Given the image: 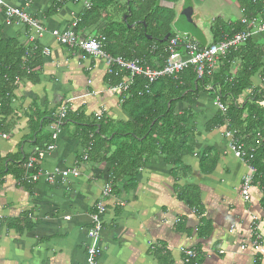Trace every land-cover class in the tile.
<instances>
[{
  "label": "crops",
  "instance_id": "crops-1",
  "mask_svg": "<svg viewBox=\"0 0 264 264\" xmlns=\"http://www.w3.org/2000/svg\"><path fill=\"white\" fill-rule=\"evenodd\" d=\"M53 2L33 0L27 8L47 32L68 28L84 10L81 3L67 1L52 11ZM124 3L120 0L107 8L98 27L77 32L99 35L104 25L122 15L118 13ZM11 4L21 6L22 2ZM231 5V17L236 19L226 24L243 17L237 0H231ZM261 6L253 17H264V0ZM174 23L177 31L186 29L175 15ZM0 26L6 37L25 41L26 28L6 22L2 11ZM212 26L208 39L201 34L198 44L211 43ZM252 41L264 49V36ZM39 43L50 55L35 69L36 82H20L13 92L12 110L4 117L0 114V166L5 168L0 174V264H85L90 216L101 188L111 180L103 153L82 161L83 135L99 111L109 126L128 124L130 118L120 96L109 89L110 73L103 60L59 46L48 33ZM262 63L251 79L252 89L260 88L264 53ZM238 68L233 63L232 76ZM252 89L238 101L250 97ZM67 100H72L68 114L73 115L63 120L55 149L37 167L43 171L76 169L79 176L54 185L18 184L15 166L49 142L51 121L39 126L37 133L30 124L51 119ZM259 105L264 108V100ZM185 108L180 104L176 112ZM191 109L194 120L183 128L185 154L176 164L170 165L158 150L151 151L132 178L115 180L112 195L105 200L98 264H182L180 250L189 248L199 252L198 264H264L263 187L253 183L250 201H242L238 190L246 168L227 152L222 127L205 130L217 111L213 99L200 94ZM256 237L262 253L249 246ZM243 244L248 247L240 250Z\"/></svg>",
  "mask_w": 264,
  "mask_h": 264
},
{
  "label": "trees",
  "instance_id": "trees-1",
  "mask_svg": "<svg viewBox=\"0 0 264 264\" xmlns=\"http://www.w3.org/2000/svg\"><path fill=\"white\" fill-rule=\"evenodd\" d=\"M67 1L72 0H58V2L54 0L52 11ZM179 1L128 0L122 5V8H126L124 13L127 14L126 11L129 10L127 20L122 24L123 27L120 28L118 24L109 22L98 32L105 38L104 51L112 57L125 60L144 58L150 61L156 58L158 62L162 61L165 57L161 49L165 43L161 42L162 39L167 34L171 37L179 32L171 31L175 24L173 10L161 7L159 3L175 4ZM261 1L237 0L243 11V17L250 18L259 13L263 9ZM89 2L90 8L81 12L77 31L98 27L104 11L118 4L120 0H89ZM244 30L245 27L239 21L234 24H223L222 21L216 20L211 28V43H217L224 36L230 37ZM147 36L151 39L148 40ZM252 40L253 38L249 39L236 51H229L221 59L217 71L211 77L203 76L197 79L194 72L188 69L181 72L176 79H159L149 87L148 92L143 90L144 81L135 78L127 93L122 96V108L130 118L128 124L109 126L102 119L99 121L94 119L95 123L89 126L90 131L83 135L85 148L89 144L92 146L88 157L94 153H103L106 156L105 160L110 165L109 180H111L112 192L115 180L123 177L132 178L141 167L143 157L152 153L151 151L158 150L170 165L176 164L181 159L185 154L183 149L187 139L183 128L194 120L191 108L200 94H207L211 100L219 96L227 108L224 114L216 111L206 124L205 130L218 129L227 122L246 147H254L256 140H259L256 134L260 135V144L255 150L253 160L256 169L253 183L262 185L264 191V108L259 105L264 100V95L259 90L252 89L251 82V79L262 69L263 52L262 48ZM152 46L156 47L153 55L149 52ZM29 50L24 41L6 37L0 26V114L3 117L12 110L13 92L17 88L14 81L19 79L20 82L24 80L36 82L35 69L41 65L42 58L39 53H33L27 58L26 53ZM233 63H238L239 68L232 76ZM124 76V73L110 74L111 86L121 82ZM250 89H252L251 96L238 101V98ZM180 104L185 105L186 108L179 114L176 108ZM71 115L73 114H67L65 120ZM49 121L51 119L43 120L40 124L37 122L30 124L32 132L37 133L39 126L46 127ZM27 159L25 156L18 166H15L19 178L24 174V164ZM203 161L204 159H201V162ZM4 169L0 166V174Z\"/></svg>",
  "mask_w": 264,
  "mask_h": 264
},
{
  "label": "built area",
  "instance_id": "built-area-1",
  "mask_svg": "<svg viewBox=\"0 0 264 264\" xmlns=\"http://www.w3.org/2000/svg\"><path fill=\"white\" fill-rule=\"evenodd\" d=\"M74 3H81L83 9H89L91 4L89 0H72ZM13 0H0V11H2L5 21L8 23L21 24L26 28L25 41L29 51L26 53L27 58L33 53H39L41 58H47L50 55V50L47 47L40 45L39 41L48 33L54 42L62 47L70 50H77L90 57L101 59L107 66L109 73L115 75L124 73V78L117 85L110 86V91L120 96L123 102V95L127 93L130 86L134 83L135 78H141L144 81L143 90L149 91V87L162 78H174L188 69H191L196 75L197 79L203 76L211 77L218 69L221 59H223L229 51H236L245 43L256 36H264V17L257 19L255 17H242L239 22L245 27V30L235 33L233 36H224L222 40L217 43H211L206 46L198 44L189 35L176 33L171 36L162 46V53L165 57L158 62L156 58L147 61L144 58H133L125 60L120 57H112L104 51L105 38L102 35H85L79 34L76 27L80 20L77 18L71 22V25L64 30H50L46 31L39 20L32 17L27 8L33 3V0H24L21 6L11 4ZM58 2V0H56ZM159 6L169 9L170 4L163 2ZM156 47L150 48V54H154ZM264 53V49L262 50ZM19 79L14 81L15 85H19ZM259 91L264 95V74L260 79ZM140 95V93L138 94ZM71 101L67 100L64 105L51 117L49 125V142L43 149L34 152L24 164V174L18 179V184L34 185L39 181L45 182L49 185H54L59 182H64L67 178H77L79 173L76 169L60 170L54 169L52 171H43L37 167L46 155L53 152L55 143L61 131V124L66 118L71 108ZM13 103V101H12ZM213 106L218 112L224 114L227 110L226 106L221 102L219 96H215ZM103 111L94 114L96 121L101 120ZM222 136L226 141L227 152L232 157L241 162L246 168V173L241 178L239 186V195L243 202L250 201V190L253 186V178L256 174V169L253 166L255 150L260 144V135L257 133L254 147H246L241 138L238 137L237 132L232 130L228 123L222 126ZM6 138V136H2ZM91 144H89L83 151L82 161L88 159V154L91 151ZM112 195L111 183L108 182L103 185L100 192V198L94 205L93 213L90 216L91 226L86 231V238L89 244L86 246L85 264H98V258L101 252L99 246L100 234L102 230V217L106 211L105 200ZM196 214V210L192 211ZM68 219V218H65ZM253 220H257L256 217ZM257 226L254 227V234ZM252 251L262 253L260 250V242L256 237L251 244H249ZM248 246L244 244L240 246V250H245ZM182 254V264H198L200 254L194 248L180 250ZM219 254H223L219 251Z\"/></svg>",
  "mask_w": 264,
  "mask_h": 264
},
{
  "label": "rangeland",
  "instance_id": "rangeland-1",
  "mask_svg": "<svg viewBox=\"0 0 264 264\" xmlns=\"http://www.w3.org/2000/svg\"><path fill=\"white\" fill-rule=\"evenodd\" d=\"M191 4L193 7V11H195V13L199 16L201 20V23L197 24V28L200 29V31L204 34V36L207 39H208V36L210 35L209 28L213 25L214 20H219V21H222L223 24H226L227 21L231 22L236 19L235 17H231V6H232L231 0H204V1L191 0ZM178 6L179 4L175 5L176 8L174 9L175 10L174 12H176V9ZM125 10L126 8L125 9L121 8L119 10L118 15L119 14H122V15L116 16V19L113 20L116 24L120 26V28L123 27L122 24H124L123 17L126 14L124 13ZM180 24L181 26L186 28L184 30H188L189 33H186V34H188L190 37L193 36L197 42H200V39L202 38L196 35L195 29H192V26L190 28L191 24H188L186 22H180ZM175 28L176 27L174 26L171 29V31H173L174 33L179 32L183 34V32L177 31L178 26L176 30ZM95 35L96 33L94 32L92 36H95Z\"/></svg>",
  "mask_w": 264,
  "mask_h": 264
},
{
  "label": "water",
  "instance_id": "water-1",
  "mask_svg": "<svg viewBox=\"0 0 264 264\" xmlns=\"http://www.w3.org/2000/svg\"><path fill=\"white\" fill-rule=\"evenodd\" d=\"M127 2H128V0H126V3ZM177 4H179V6L177 7L176 12H174V15H175V18H176V22H178V23L186 22L188 24H191L190 28L192 26V29H195L196 35L200 37L201 34H203V33L200 31V29L197 28V24H200L201 20H200L199 16L195 13V11H193L191 0H180ZM170 5L171 6H170L169 9H173L174 10L175 9V7H174L175 5L172 4V3H170ZM128 12H129V10H127V14H125V16L123 17V22L124 23L127 20ZM141 23L144 25V21H142ZM129 27L132 28V26H129ZM209 30H210V28H209ZM182 31H183V34L189 33L188 31H184V29ZM186 35H188V34H186ZM169 37H170V34H167L162 39L161 42H166ZM191 38L195 40V38L193 36H191ZM147 39L150 40L151 37L147 36ZM97 129H98V127H97Z\"/></svg>",
  "mask_w": 264,
  "mask_h": 264
}]
</instances>
